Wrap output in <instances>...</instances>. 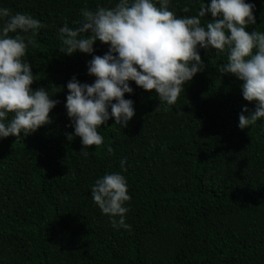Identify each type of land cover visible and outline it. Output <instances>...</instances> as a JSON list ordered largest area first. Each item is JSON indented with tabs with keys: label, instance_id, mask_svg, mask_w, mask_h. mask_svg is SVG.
Wrapping results in <instances>:
<instances>
[{
	"label": "trees",
	"instance_id": "trees-1",
	"mask_svg": "<svg viewBox=\"0 0 264 264\" xmlns=\"http://www.w3.org/2000/svg\"><path fill=\"white\" fill-rule=\"evenodd\" d=\"M245 2L255 5L256 19L246 30L264 33V0ZM116 3L0 0V8L45 25L23 60L32 66L33 90L45 88L58 101L51 124L0 138V264H264V118L239 128L243 107L255 104L243 99L242 82L219 72L227 52L198 47L204 70L174 105L129 81L133 92L124 98L134 117L125 128L110 119L98 129L103 144L82 155L65 107L67 83H94L88 64L109 46L97 41L92 55L68 56L59 51V30L78 27L85 7ZM210 3L169 0V10L193 16ZM212 20L210 12L201 18L202 25ZM117 172L131 197L130 230L114 228L91 196L97 179Z\"/></svg>",
	"mask_w": 264,
	"mask_h": 264
},
{
	"label": "clouds",
	"instance_id": "clouds-1",
	"mask_svg": "<svg viewBox=\"0 0 264 264\" xmlns=\"http://www.w3.org/2000/svg\"><path fill=\"white\" fill-rule=\"evenodd\" d=\"M254 8L245 0H211L197 15L180 18L169 10V0H159V6L153 0H118L114 7L81 9L78 27L60 28L59 51L68 56L92 55L97 41L109 46L88 64L94 83L82 84L75 77L67 83L65 107L74 136L81 140L82 155L87 157L88 149L103 144L98 129L110 119L125 128L134 117L133 101L124 98L133 92L129 81L146 92L154 91L160 103L174 105L184 86L204 70L198 47L227 52V63L219 66V72L242 82L243 99L255 104L254 111L243 107L239 128L247 129L264 118V33L246 30L256 23ZM209 12L213 20L202 25L201 18ZM42 27L29 14L0 8V138L28 136L52 123L50 113L58 101L45 88L33 90L32 66L23 60L28 46H36L33 37ZM66 136L70 142L74 138ZM125 164L121 160V168ZM91 196L114 228L130 230L125 204L131 197L122 174L106 173L97 179Z\"/></svg>",
	"mask_w": 264,
	"mask_h": 264
}]
</instances>
